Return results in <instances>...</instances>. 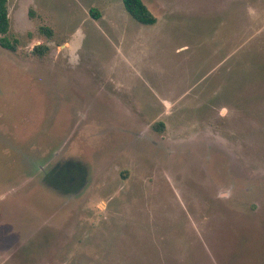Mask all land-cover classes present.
<instances>
[{"label":"rangeland","instance_id":"rangeland-1","mask_svg":"<svg viewBox=\"0 0 264 264\" xmlns=\"http://www.w3.org/2000/svg\"><path fill=\"white\" fill-rule=\"evenodd\" d=\"M144 2L8 0L0 264H264V0Z\"/></svg>","mask_w":264,"mask_h":264},{"label":"trees","instance_id":"trees-1","mask_svg":"<svg viewBox=\"0 0 264 264\" xmlns=\"http://www.w3.org/2000/svg\"><path fill=\"white\" fill-rule=\"evenodd\" d=\"M123 4L130 15L142 24L152 25L156 23L157 18L145 4L144 0H123ZM91 13L95 17H99V11L95 8L91 9ZM43 32L52 35V29L42 26ZM10 32V14L8 8V0H0V45L11 51L18 49L19 39L9 35ZM48 45L38 44L34 47L33 52L43 55L48 49Z\"/></svg>","mask_w":264,"mask_h":264}]
</instances>
